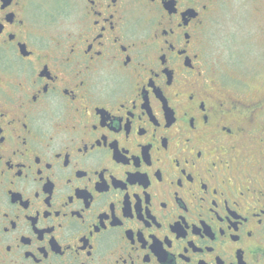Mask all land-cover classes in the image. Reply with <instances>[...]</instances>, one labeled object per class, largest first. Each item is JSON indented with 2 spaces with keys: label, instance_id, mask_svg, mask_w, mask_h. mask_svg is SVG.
I'll use <instances>...</instances> for the list:
<instances>
[{
  "label": "flooded vegetation",
  "instance_id": "af4514ba",
  "mask_svg": "<svg viewBox=\"0 0 264 264\" xmlns=\"http://www.w3.org/2000/svg\"><path fill=\"white\" fill-rule=\"evenodd\" d=\"M262 24L264 0H0V264H264V75L235 65Z\"/></svg>",
  "mask_w": 264,
  "mask_h": 264
},
{
  "label": "rangeland",
  "instance_id": "374dc122",
  "mask_svg": "<svg viewBox=\"0 0 264 264\" xmlns=\"http://www.w3.org/2000/svg\"><path fill=\"white\" fill-rule=\"evenodd\" d=\"M255 28H257V25L254 23L252 29ZM227 38H229V41L228 43L225 42L224 45L227 46L229 44L228 47L230 49L233 48L234 50H238L240 48L239 45H235L231 43L230 33H228L227 36L223 37L222 40H225ZM250 40L248 41V43L250 44L248 47H250L251 50L245 53L242 62L235 64L239 66L238 78L240 80H247V78L251 79L252 77H255L256 79L257 74L261 72V69H263L261 74L264 75V68H263L264 67V33L259 37L258 41H256L255 43L251 44L254 41H250ZM223 48L225 49L226 47L223 46ZM232 62L237 63V61H232ZM226 64L229 65L227 61Z\"/></svg>",
  "mask_w": 264,
  "mask_h": 264
}]
</instances>
